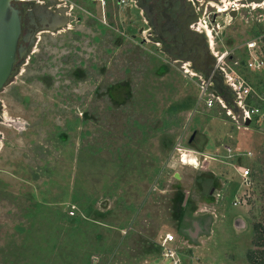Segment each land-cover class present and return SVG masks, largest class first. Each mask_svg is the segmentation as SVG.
I'll return each mask as SVG.
<instances>
[{"label":"rangeland","instance_id":"obj_1","mask_svg":"<svg viewBox=\"0 0 264 264\" xmlns=\"http://www.w3.org/2000/svg\"><path fill=\"white\" fill-rule=\"evenodd\" d=\"M66 2L68 21L36 34L0 91V264H162L167 231L195 264H253L264 118L233 119L230 97L207 107L208 75L156 47L133 0ZM241 13L233 27L264 32V6ZM221 23L212 51L263 94L247 34ZM178 145L203 158L182 163Z\"/></svg>","mask_w":264,"mask_h":264},{"label":"flooded vegetation","instance_id":"obj_2","mask_svg":"<svg viewBox=\"0 0 264 264\" xmlns=\"http://www.w3.org/2000/svg\"><path fill=\"white\" fill-rule=\"evenodd\" d=\"M133 1L148 24L146 35L156 47L177 60L188 62L187 66L203 76L212 74V88L225 99L233 97L224 74L217 70V55L211 49L209 35L197 22L203 15L209 14L213 26L224 27L223 23L215 21V17L223 14L225 19L221 18L220 22L226 20L228 24L234 17L244 16L242 8L263 7L264 0ZM13 4L21 16L19 43L26 47L27 52L38 32L50 30L53 24L59 26L58 20L51 19L52 15L65 17L67 21L69 19L66 0H16Z\"/></svg>","mask_w":264,"mask_h":264},{"label":"built area","instance_id":"obj_3","mask_svg":"<svg viewBox=\"0 0 264 264\" xmlns=\"http://www.w3.org/2000/svg\"><path fill=\"white\" fill-rule=\"evenodd\" d=\"M101 5L105 4V0H97ZM126 0H116L118 3H125ZM209 14L203 15V17L197 22L198 26L203 27L205 30L209 27V30H213ZM243 47L246 50V58L244 65L251 70H261L264 68V54L260 52V49L264 51V32L259 33L253 38L246 40L243 43ZM259 52V53H258ZM227 51L220 52L217 55V70L224 74L226 81L228 82L232 92L234 106L237 107V112L233 116V119H240L245 122L249 120L253 122L255 120H261L264 118V92L260 94L247 77L239 74L233 65L227 64L224 59L227 57ZM208 80L200 85L199 98L204 104L211 108L216 98H224L219 95L213 88L212 74L208 75ZM225 99V98H224ZM255 101V102H254ZM259 101V102H258ZM258 102V104H257ZM237 115V116H236ZM258 117V118H257ZM176 151L181 154L180 158L188 163L189 158H193L195 161L202 159V155H198L192 150L185 149L178 145ZM182 154L184 156H182ZM239 176L245 181L250 175V169L245 165H239L237 168ZM70 214L73 213L71 210ZM158 245L160 247V258L162 264H195L196 259L187 257L180 250V246L175 235L170 232H164L157 238Z\"/></svg>","mask_w":264,"mask_h":264},{"label":"water","instance_id":"obj_4","mask_svg":"<svg viewBox=\"0 0 264 264\" xmlns=\"http://www.w3.org/2000/svg\"><path fill=\"white\" fill-rule=\"evenodd\" d=\"M16 0H0V91L8 83L15 68L23 62L27 53L26 47L19 43L21 35V16L19 9L13 4ZM129 5L127 12H129ZM232 17L234 14L231 12ZM53 21L58 20L59 26L53 24L51 30L57 29L67 22L65 17L57 14L51 16ZM66 21V22H65ZM250 121L246 120L245 124ZM236 216L233 221L234 228L242 225L241 219Z\"/></svg>","mask_w":264,"mask_h":264},{"label":"trees","instance_id":"obj_5","mask_svg":"<svg viewBox=\"0 0 264 264\" xmlns=\"http://www.w3.org/2000/svg\"><path fill=\"white\" fill-rule=\"evenodd\" d=\"M256 229L258 234L256 235L255 244L259 247L264 246V227ZM247 259L253 264H264V249L247 253Z\"/></svg>","mask_w":264,"mask_h":264},{"label":"crops","instance_id":"obj_6","mask_svg":"<svg viewBox=\"0 0 264 264\" xmlns=\"http://www.w3.org/2000/svg\"><path fill=\"white\" fill-rule=\"evenodd\" d=\"M221 18L225 19L223 14L220 15V16L218 15L217 17H215V21H217V23H218V22L220 23V19H221ZM227 20H228V18H227ZM240 20H242L241 17H239V16H238V17H234L232 20H230V22H229L228 24H230V26H232V27L229 28V29H230V31L233 32V33H232L233 36H236L235 34L237 33L238 30L243 31L244 34H247V38L243 41V43H244L246 40H248V39H250V38H253V37H255V36L250 35V31H249L250 29L244 27L243 24L240 25V26H242V29L240 28V26H236V25H235L236 27H233L234 24H236V23L239 22ZM241 22H243V21H241ZM243 23H245V22H243ZM247 29H249V30H247ZM206 32H207V34L209 35V38L211 39L212 47H214V44H215V47L218 46V41H217V40H215L214 43L212 42V37H213L212 32H211L209 29L206 30ZM237 34H238V33H237ZM243 43H242V46H241V47H243ZM157 264H158V263H157Z\"/></svg>","mask_w":264,"mask_h":264},{"label":"bare ground","instance_id":"obj_7","mask_svg":"<svg viewBox=\"0 0 264 264\" xmlns=\"http://www.w3.org/2000/svg\"><path fill=\"white\" fill-rule=\"evenodd\" d=\"M206 29H209V27H207ZM182 156H184V155L182 154ZM182 163L188 164V165H193V164L197 163V161H195L193 158L190 157L188 163H186V162H182Z\"/></svg>","mask_w":264,"mask_h":264}]
</instances>
